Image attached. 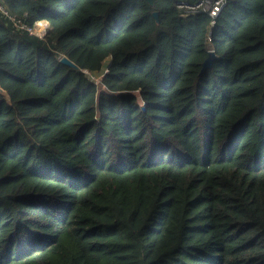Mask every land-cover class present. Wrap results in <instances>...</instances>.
<instances>
[{"label":"trees","instance_id":"1","mask_svg":"<svg viewBox=\"0 0 264 264\" xmlns=\"http://www.w3.org/2000/svg\"><path fill=\"white\" fill-rule=\"evenodd\" d=\"M200 1L0 0V264H264V0Z\"/></svg>","mask_w":264,"mask_h":264},{"label":"built area","instance_id":"2","mask_svg":"<svg viewBox=\"0 0 264 264\" xmlns=\"http://www.w3.org/2000/svg\"><path fill=\"white\" fill-rule=\"evenodd\" d=\"M225 0H202L196 5L192 4H180V7L184 5L189 10H201L209 11L210 15L215 17L221 11V8L225 4ZM0 19L4 20L7 25L14 28L16 31L27 32L30 35H36L39 38L44 39L49 31V24L45 19H37L35 22L29 24L15 13H11L6 6L0 2ZM87 74L90 71L85 70ZM1 88V85H0Z\"/></svg>","mask_w":264,"mask_h":264},{"label":"water","instance_id":"3","mask_svg":"<svg viewBox=\"0 0 264 264\" xmlns=\"http://www.w3.org/2000/svg\"><path fill=\"white\" fill-rule=\"evenodd\" d=\"M150 3L153 2V0H148ZM153 15L157 18L158 17V12L157 11H154L153 12ZM216 59V55H215V51L214 50H210L208 55L206 56L204 62H203V69L210 66L213 61ZM60 61L65 63V64H68V65H73V66H77V64L75 62H73L71 59H69L68 57L66 56H62L60 58ZM105 73H107V70L105 71ZM1 89V88H0Z\"/></svg>","mask_w":264,"mask_h":264},{"label":"rangeland","instance_id":"4","mask_svg":"<svg viewBox=\"0 0 264 264\" xmlns=\"http://www.w3.org/2000/svg\"><path fill=\"white\" fill-rule=\"evenodd\" d=\"M89 78H91L92 80H95L99 86V90H102L104 89V85H103V82H102V78H103V75L104 73H92V72H89V74H87Z\"/></svg>","mask_w":264,"mask_h":264}]
</instances>
